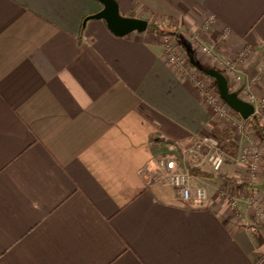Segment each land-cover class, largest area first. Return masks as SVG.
<instances>
[{
    "label": "crops",
    "instance_id": "crops-1",
    "mask_svg": "<svg viewBox=\"0 0 264 264\" xmlns=\"http://www.w3.org/2000/svg\"><path fill=\"white\" fill-rule=\"evenodd\" d=\"M117 1L122 13L178 18L187 47L198 37L229 60L250 48L245 81L264 65V0ZM101 8L0 0V264H264V195L247 200L235 186L233 205L209 189L188 204L155 181L179 143L190 151L213 126L234 136L237 126L170 62L165 36L84 21ZM254 91L264 92V72ZM248 126L239 150L256 156L248 180L264 191V142Z\"/></svg>",
    "mask_w": 264,
    "mask_h": 264
},
{
    "label": "built area",
    "instance_id": "built-area-1",
    "mask_svg": "<svg viewBox=\"0 0 264 264\" xmlns=\"http://www.w3.org/2000/svg\"><path fill=\"white\" fill-rule=\"evenodd\" d=\"M192 41V46L196 52L207 56L212 62V67L222 71L228 79H232L235 89L231 91H239V97L253 105V115L256 114L261 116L264 123V92L261 95H258L254 91L255 84L262 78L264 65H262L259 71L246 81L239 68L240 64L244 62L247 56L251 53V49L245 48L235 59L229 60L219 55L215 44L204 43L198 37H193ZM164 46L170 62L193 80L201 95L213 106L215 113H217L220 118L237 126L238 133H236L235 137L240 143L244 135V130L250 123L248 118L242 116L243 120L240 123L238 120H235V115L232 113L230 107L224 103L218 92H215L213 90L214 88L212 89L210 87L211 82L209 81V78L191 64L189 56L187 57L183 53L179 45L165 36ZM194 145L195 148L193 149L201 150L204 153V158L209 163L212 172L220 171L227 158H230L233 161L244 163L248 168L250 177L256 179L259 170L258 162L256 156L252 155L248 148L241 147L235 157H229L222 149L218 139L211 133L196 138ZM190 151H192V148ZM158 164V169L155 172V181L157 183H167L171 185L185 203L202 204L208 199L209 189L204 184L196 181L198 176L191 173L190 168L188 169L185 166V163L180 159L179 154L178 156L173 157L161 156ZM224 194L226 199L232 201L233 205H235L234 195L231 190L226 191ZM253 202L255 203L256 200H253ZM261 212H263V210H261Z\"/></svg>",
    "mask_w": 264,
    "mask_h": 264
},
{
    "label": "trees",
    "instance_id": "trees-1",
    "mask_svg": "<svg viewBox=\"0 0 264 264\" xmlns=\"http://www.w3.org/2000/svg\"><path fill=\"white\" fill-rule=\"evenodd\" d=\"M149 13H150V17H145L146 19L149 20V25H148L147 31H149L153 34L159 35V36H166L170 39L176 40V42L178 44H180L181 46L184 47L188 56L191 54H193L195 56V59L197 61V66L196 65L194 66L192 63L191 64L197 70L203 72L201 70V67H210L209 65H206L201 60H199L197 58L196 54L194 53V51L190 47H187L185 45V43H183L181 41V39H182L181 28H180V21L178 18H176L174 16H170V15H159V14H154L152 12H149ZM124 15H126V14H124ZM127 15L128 16H137L134 12H129ZM88 18H89V16H86L84 21H86ZM207 76L213 81V83H214V85L218 91V88H217V85L215 82V78L212 76H209V75H207ZM234 93H236L238 96H240L239 91H235ZM231 110L237 116L242 117V115L240 113H238L237 111H235L234 109L231 108ZM248 120L251 123V125L254 128L257 135L264 142V123L262 121V117L255 114V115H251L248 118ZM210 133L218 139L222 149L225 151L227 156L235 157L237 155L240 145H239L238 139L234 136L233 132L230 129L215 125L212 127ZM190 171L193 175L198 176V177L210 178L213 176L212 173H210L207 170H204L203 168H201L199 166L190 167ZM248 186H250L249 180H246L243 183L237 184V187H239L240 189L246 188ZM262 186L264 188V180H263ZM253 237L255 238L257 245L260 247L262 242H263L260 234L258 232H253ZM263 256L264 255L261 252H258V258L259 259L263 258Z\"/></svg>",
    "mask_w": 264,
    "mask_h": 264
},
{
    "label": "water",
    "instance_id": "water-1",
    "mask_svg": "<svg viewBox=\"0 0 264 264\" xmlns=\"http://www.w3.org/2000/svg\"><path fill=\"white\" fill-rule=\"evenodd\" d=\"M102 4L101 10L92 14L89 18L104 19L109 29L117 35H126L133 31H145L148 28L149 20L144 17L124 15L120 11L117 0H97ZM191 63L197 66V61L193 54L189 55ZM201 70L215 78V82L220 96L235 111L243 117L249 118L253 115V105L232 92L229 87L227 76L215 67H201Z\"/></svg>",
    "mask_w": 264,
    "mask_h": 264
},
{
    "label": "rangeland",
    "instance_id": "rangeland-1",
    "mask_svg": "<svg viewBox=\"0 0 264 264\" xmlns=\"http://www.w3.org/2000/svg\"><path fill=\"white\" fill-rule=\"evenodd\" d=\"M125 13V12H123ZM126 14V13H125ZM127 15V14H126ZM147 17H150L149 14H147ZM177 45H179L176 41L173 40ZM191 49L194 51L196 56L199 54L196 52V50L191 47ZM181 50L183 53L188 57V54L183 46H181ZM203 56V54H202ZM198 58V57H197ZM200 58V57H199ZM208 65V64H206ZM199 71V70H198ZM209 78V77H208ZM209 81L211 82L210 87L216 92L217 89L213 83V81L209 78ZM218 92V91H217ZM247 129H250V126H248ZM253 131L250 130V132L247 135V138L250 137V134H252ZM178 150L180 153V159L183 160L185 163V166L189 169L192 166H199L203 168L204 170L211 171L209 163L205 160L204 153L200 150L193 149L195 148V145L193 144L191 147L192 151L185 150L186 146H184L183 143L178 144ZM261 155H259V162L260 166L263 168L264 166V144L261 145ZM178 156V154H177ZM262 156V157H260ZM248 168L247 166L242 162H236L232 159L228 158L225 162V165L223 168L218 172H213L214 179L213 181L207 180V178L199 179V177L196 179L198 183L204 184L208 189L214 190L217 192L219 188H222L223 190L229 191L232 190L233 187H237V184L243 183L246 180H248ZM261 180L259 182H254V184L250 185L249 187H246L244 190L246 192H242V195L244 196V199L247 200L250 199L253 195L258 196L260 195L263 198L264 191L263 189H260ZM262 186V185H261ZM210 192V191H209ZM248 202V201H246ZM247 205V204H246Z\"/></svg>",
    "mask_w": 264,
    "mask_h": 264
},
{
    "label": "bare ground",
    "instance_id": "bare-ground-1",
    "mask_svg": "<svg viewBox=\"0 0 264 264\" xmlns=\"http://www.w3.org/2000/svg\"><path fill=\"white\" fill-rule=\"evenodd\" d=\"M204 75H206L207 76V74H205L204 72H202ZM208 77V76H207ZM218 94H219V91H218ZM220 95V94H219ZM221 97V96H220ZM222 98V97H221ZM222 100H223V98H222ZM224 101V100H223ZM224 103L226 104V105H228L225 101H224ZM229 106V105H228ZM230 107V106H229ZM230 109H231V107H230ZM232 111V110H231ZM232 113H233V111H232ZM234 115H235V113H233Z\"/></svg>",
    "mask_w": 264,
    "mask_h": 264
}]
</instances>
